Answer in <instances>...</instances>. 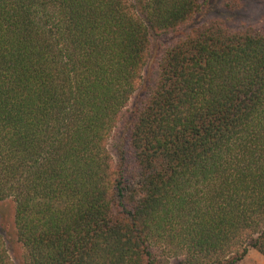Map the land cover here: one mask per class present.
<instances>
[{
  "label": "trees",
  "instance_id": "16d2710c",
  "mask_svg": "<svg viewBox=\"0 0 264 264\" xmlns=\"http://www.w3.org/2000/svg\"><path fill=\"white\" fill-rule=\"evenodd\" d=\"M209 1L0 0L17 264L264 256V29L182 34ZM0 264H16L1 233Z\"/></svg>",
  "mask_w": 264,
  "mask_h": 264
},
{
  "label": "rangeland",
  "instance_id": "374dc122",
  "mask_svg": "<svg viewBox=\"0 0 264 264\" xmlns=\"http://www.w3.org/2000/svg\"><path fill=\"white\" fill-rule=\"evenodd\" d=\"M209 21H221L232 32H243L249 28L264 29V0H210L196 18L186 26L182 34L190 33ZM175 37L167 36L152 40L154 56L150 62V68L166 44ZM118 133H120L119 129L109 142L110 150L114 149ZM15 207L12 199L0 202V233L4 237L12 260L17 264L22 259L23 248L18 241L15 228ZM240 264H264V256L251 250Z\"/></svg>",
  "mask_w": 264,
  "mask_h": 264
}]
</instances>
